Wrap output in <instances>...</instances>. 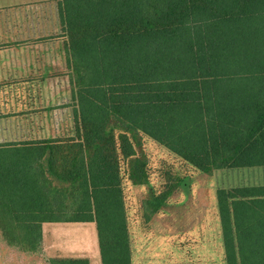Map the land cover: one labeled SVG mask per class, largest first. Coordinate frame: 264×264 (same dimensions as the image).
<instances>
[{
  "label": "trees",
  "instance_id": "1",
  "mask_svg": "<svg viewBox=\"0 0 264 264\" xmlns=\"http://www.w3.org/2000/svg\"><path fill=\"white\" fill-rule=\"evenodd\" d=\"M58 7L74 133L0 144V239L33 254L42 223L94 222L100 263L132 264L123 180L149 184L143 137L206 174L264 166V0ZM184 182L168 172L146 220ZM216 198L224 264H264V186L221 188Z\"/></svg>",
  "mask_w": 264,
  "mask_h": 264
},
{
  "label": "crops",
  "instance_id": "2",
  "mask_svg": "<svg viewBox=\"0 0 264 264\" xmlns=\"http://www.w3.org/2000/svg\"><path fill=\"white\" fill-rule=\"evenodd\" d=\"M59 1L0 0V144L74 133L70 52L59 19ZM216 171L206 174L191 168L180 176L185 179L184 184L173 191L167 201L168 209L160 213L161 217L170 218L172 227L168 259L157 263L224 264L217 190L264 185L219 187L210 179ZM71 223L94 224L42 223L41 250L46 252L53 242L44 234L46 224ZM56 229L57 226H48L46 234ZM69 248L64 243L62 250L66 253L60 248H53V253H59L61 258H87L89 264H101L100 254L97 261L87 253L70 255L75 251L69 252Z\"/></svg>",
  "mask_w": 264,
  "mask_h": 264
},
{
  "label": "rangeland",
  "instance_id": "3",
  "mask_svg": "<svg viewBox=\"0 0 264 264\" xmlns=\"http://www.w3.org/2000/svg\"><path fill=\"white\" fill-rule=\"evenodd\" d=\"M142 149L147 157L149 184L133 185L125 177L123 180L124 203L132 252L131 262L132 264H160L157 261L162 262L168 259L170 238L168 236L172 223L168 216L161 217L160 215L161 211L168 209L167 204L146 220V215L149 214L146 201L154 192L158 193L162 190L165 175L168 172L171 176H183L193 167L146 137L142 138ZM210 179L219 187L264 185V166L218 170ZM48 226L54 228L57 226L56 230L49 233L53 235V238L48 233L46 234ZM44 234L46 238L53 240L51 243L48 242L49 251L40 250L34 256H31L32 253L9 247L0 239V264H48V260L62 257L59 253V256L53 253V248L62 250L64 243L66 246L67 244L71 246L69 252L75 251L69 253L70 255L87 253L92 259L97 258L99 261L96 230L93 223L46 224ZM61 252H64V249Z\"/></svg>",
  "mask_w": 264,
  "mask_h": 264
}]
</instances>
